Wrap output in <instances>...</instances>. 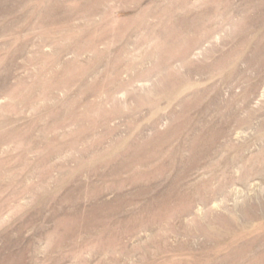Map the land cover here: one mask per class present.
Wrapping results in <instances>:
<instances>
[{"label": "rangeland", "instance_id": "rangeland-1", "mask_svg": "<svg viewBox=\"0 0 264 264\" xmlns=\"http://www.w3.org/2000/svg\"><path fill=\"white\" fill-rule=\"evenodd\" d=\"M263 252L264 0H0V264Z\"/></svg>", "mask_w": 264, "mask_h": 264}, {"label": "bare ground", "instance_id": "bare-ground-1", "mask_svg": "<svg viewBox=\"0 0 264 264\" xmlns=\"http://www.w3.org/2000/svg\"><path fill=\"white\" fill-rule=\"evenodd\" d=\"M261 252V251H260ZM264 253V252H263ZM261 255H264V254H261ZM260 257V256H259ZM257 259V258H256ZM263 259H264V257H263ZM258 260V259H257ZM250 264V263H249Z\"/></svg>", "mask_w": 264, "mask_h": 264}]
</instances>
